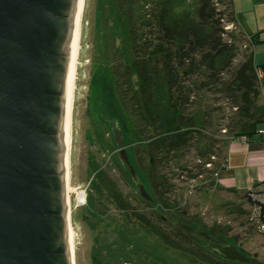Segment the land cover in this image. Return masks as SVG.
Instances as JSON below:
<instances>
[{
    "label": "rangeland",
    "instance_id": "1",
    "mask_svg": "<svg viewBox=\"0 0 264 264\" xmlns=\"http://www.w3.org/2000/svg\"><path fill=\"white\" fill-rule=\"evenodd\" d=\"M82 21L69 156L70 184L84 195L78 201L73 192L70 201L76 264H94L95 252L106 264L121 252L119 264H235L201 247L202 241L214 242L201 235L211 232L233 240L251 264H264L258 202L223 190L213 179L233 139L232 123L243 119L233 106L246 102L238 77L254 84L253 119L264 118L259 77L253 80L250 71V43L230 0H86ZM195 36L216 39L212 68L193 72L188 58L182 64L177 59L176 51L179 59L193 56ZM106 89L118 103L114 111L136 128L134 160L153 201L143 199L124 173L112 141L115 133L121 143L117 126L104 121L110 115ZM162 116L171 123L160 126ZM174 132L178 138L156 152L149 176L147 151L158 136Z\"/></svg>",
    "mask_w": 264,
    "mask_h": 264
},
{
    "label": "water",
    "instance_id": "2",
    "mask_svg": "<svg viewBox=\"0 0 264 264\" xmlns=\"http://www.w3.org/2000/svg\"><path fill=\"white\" fill-rule=\"evenodd\" d=\"M75 3L0 0V264H68L61 130ZM123 151L140 196L152 200ZM206 246L251 261L232 243Z\"/></svg>",
    "mask_w": 264,
    "mask_h": 264
},
{
    "label": "crops",
    "instance_id": "3",
    "mask_svg": "<svg viewBox=\"0 0 264 264\" xmlns=\"http://www.w3.org/2000/svg\"><path fill=\"white\" fill-rule=\"evenodd\" d=\"M235 22L248 38L253 62L262 71L259 93L264 103V0H230ZM264 129V122L259 125ZM248 142L235 138L224 146V165L215 170V184L223 190L256 189L264 181V132L249 134Z\"/></svg>",
    "mask_w": 264,
    "mask_h": 264
},
{
    "label": "trees",
    "instance_id": "4",
    "mask_svg": "<svg viewBox=\"0 0 264 264\" xmlns=\"http://www.w3.org/2000/svg\"><path fill=\"white\" fill-rule=\"evenodd\" d=\"M199 13L200 14L203 13L202 7L199 9ZM210 17L211 16H209L208 18H210ZM203 20H205V21H203ZM203 20H202L203 23H207L208 22V20H207L206 17H204ZM165 30L166 29L164 28V31ZM194 38L196 40L195 43H197L196 44V48L194 50H192V52L191 51L189 52V53H192L193 56L191 57L190 55H188V57H187V55H184L183 54L182 57H181V59H179L178 58V52L176 51L175 53H176L177 59L182 64L183 60L188 58L189 68L193 72H196L201 67H204V68H208V67L209 68H212L210 53L213 52V51H215V49H216V46H217L216 39L213 38V37H211V36H207V37L203 38L202 40H199L197 36H195ZM217 53H219V49L217 50ZM249 60H250V71L252 73V77H253V80H254L257 77V74H256L257 67L255 66V64L253 62L252 52L250 53ZM206 63H207V65H206ZM182 73L184 74V71H182ZM237 81H238L239 87L241 89H244L243 92H242V94H241V98H244V100L246 102H245L244 105H239V104H234L233 105L234 107H236V110H238V113H239L238 116L242 117L243 119L242 120H239V118H237L232 123V126L231 127H232L233 131L235 132L233 134V137L232 138H236L238 136H241L242 134H248L249 135V134L258 132L259 129H260V128H257L258 125H261L264 122V118L263 119H253V114L250 111L251 106H252V102H251L252 99H250V97H249V90L252 89V86H254V84H251L252 81L251 82L250 81H247V79L245 80L244 77H242V76L238 77ZM133 83L134 82L132 81V85H133ZM258 91L259 90H257V94H258ZM104 95H105V99H106V100H104L106 102L104 104H107V106H109L108 103H111L112 102L113 97L111 98L110 95L106 91H104ZM119 109H120V106H119ZM106 110H108V109H106ZM120 115L123 116L122 111H121ZM169 123H171V122H169L168 117L167 116H165V117L162 116V119H161V122H160V126L164 127V126H167ZM177 133H179V132H174V134L171 135L170 137H168V134H166L165 136H163L161 138L158 136L157 137V140H155L153 142V146H151L150 152L148 151L149 156H151V160L154 162L153 164H151L150 163V160H149V157H148L149 165H150V169H149L150 174H149V176H151L153 174V172H154V164H155L156 159H157L156 152L159 153L161 147L162 148H171V146H169V145L173 143L172 141H175L178 138V135L179 134H177ZM115 146H117V145H115ZM209 165H210V163H209ZM131 166L135 170V167L133 165H131ZM125 171L129 174L127 168H125ZM213 173H215V170L213 171ZM97 175H100V173L97 172ZM140 176H141L142 181L144 182V184H145V186H146V188L148 190L149 189V184H148L147 177L144 174H142L141 172H140ZM263 183H264V181L256 189H253L251 191H256L257 192L258 189L262 186ZM249 192H250V190L249 191H246L245 193L248 195ZM249 196L250 195H248V198L251 199V197H249ZM254 200L256 201L257 199H254ZM151 201H153V199ZM263 210H264V208L262 207L261 208V213L262 214H263ZM260 217H261V220H264V216L263 215H261ZM184 224H186V223L184 222ZM209 234L210 235H208V234H206V235L209 236V239L211 238V240L214 241V242H218V243H227V242H229V243H232V244L235 245V242L233 240H231L229 238H225V237H223V235H217V236H215V235H213L212 232L209 233ZM122 242L123 243L120 244V245L123 246V248L125 246H127V243L129 242L128 236L122 237ZM200 245H201V247H206V244L203 241L201 242ZM109 253H112V252L109 251ZM121 253H118V254H113L112 253L113 254V257H114V262L112 264H119L121 258L124 256ZM155 255H157V254H155ZM158 255H160V254H158ZM161 256L162 255H160V257ZM101 258L102 257L101 256H98L96 254V252H95L91 256V261H93L94 264H106L103 261V259H101ZM126 260H128V259H125L124 261H126ZM165 261H167V260L165 259ZM232 263H235V264H251L252 261H250L248 263H240V262H232Z\"/></svg>",
    "mask_w": 264,
    "mask_h": 264
},
{
    "label": "bare ground",
    "instance_id": "5",
    "mask_svg": "<svg viewBox=\"0 0 264 264\" xmlns=\"http://www.w3.org/2000/svg\"><path fill=\"white\" fill-rule=\"evenodd\" d=\"M85 2L86 0H76L74 6V15H70V17H73V36L70 43L69 52L65 55L68 56V74L63 100V115L65 123L61 130V140L63 146V160L65 165L64 180L67 185V209L64 223V238L67 246L68 264H76L74 230L72 227L70 214L71 194L75 192L78 201H83L84 199L83 191L77 190V187H73L70 184L71 170L69 156L72 144V115L74 108V93L76 88V72L78 68L79 55L81 50V34L83 22L82 16L85 9Z\"/></svg>",
    "mask_w": 264,
    "mask_h": 264
},
{
    "label": "flooded vegetation",
    "instance_id": "6",
    "mask_svg": "<svg viewBox=\"0 0 264 264\" xmlns=\"http://www.w3.org/2000/svg\"><path fill=\"white\" fill-rule=\"evenodd\" d=\"M135 87L136 86L133 84V89ZM106 91H107V89H106ZM107 93L110 95L111 98L113 97V99H112V102L110 103L111 106H106V109H108L110 115L108 116V118L104 119V121L109 122V125L111 127H113L115 125L117 126V128H115V130H116V132L119 133V138L121 139V143H123V146H121V147L116 146L118 148V154L120 155L119 158L123 162V166L125 168H127L126 163L121 158V151L124 150L123 151L124 152V155L127 156V159L129 161V164L130 165H133L135 167V170L134 171H135L136 177L138 176L137 177L138 182L142 184L143 188L148 193V190H147L144 182L142 181V178H139V175L138 174H140V171L138 169V163L134 160V151H133V149H134V144L135 143L131 141V139H132L131 135H132V133L134 131H136V128L135 127H130L128 125V121L126 122L125 120H123V117L120 115L121 112L119 113V112L114 111L116 109V106L118 107V103L116 104V99L114 97V94L111 91L110 92L107 91ZM115 137H116V135H115V133H113L112 134V141H113L114 144H115V141H116V138ZM147 153H148V151H147ZM148 157H149V153H148ZM150 163L153 164L154 162L151 160ZM124 173H125V171H124ZM125 174H128V173L126 172ZM130 177H131V175H130ZM131 182H132V184H134L133 181H132V179H131ZM134 188L137 190L135 184H134ZM137 193L139 194V192H137ZM143 199H145V198H143ZM145 200H147V199H145ZM148 201H151V200H148ZM237 249L239 250L238 247H237Z\"/></svg>",
    "mask_w": 264,
    "mask_h": 264
},
{
    "label": "built area",
    "instance_id": "7",
    "mask_svg": "<svg viewBox=\"0 0 264 264\" xmlns=\"http://www.w3.org/2000/svg\"><path fill=\"white\" fill-rule=\"evenodd\" d=\"M257 76L260 78L262 76V71L257 69L256 71ZM260 132H264V129H259L258 131ZM236 140H240L242 142H247L249 140V137H243V136H238L235 138ZM209 164V163H208ZM248 195H250V197H255V199H257L256 201L258 202V207H259V212H260V216L263 215L264 216V210H263V214L261 213V208H264V183L262 184V186L258 189V191H251L248 193ZM260 227L262 228V230L264 231V220L261 221V225Z\"/></svg>",
    "mask_w": 264,
    "mask_h": 264
}]
</instances>
